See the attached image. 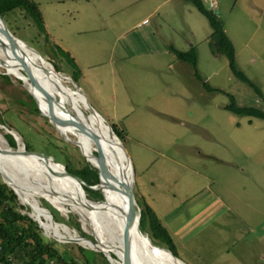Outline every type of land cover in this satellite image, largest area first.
<instances>
[{"label":"rangeland","instance_id":"1","mask_svg":"<svg viewBox=\"0 0 264 264\" xmlns=\"http://www.w3.org/2000/svg\"><path fill=\"white\" fill-rule=\"evenodd\" d=\"M34 1L44 29L18 7L4 12L8 28L29 53L38 55L33 50L37 51L59 71L57 76L69 91L83 95L81 90L107 124L123 130V139H119L132 164L136 211L139 213L138 204L143 201L153 207L172 236L178 258L186 264H264V118L225 107L229 93L239 105L264 111V0H202L218 14L233 44L238 68L262 94L232 72L226 53L215 46L207 17L190 1ZM57 46L67 50L74 62ZM174 48H193L195 67L178 58ZM195 71L218 89L207 90ZM0 72L16 77L1 66ZM20 80L7 84L0 78V112L8 124L0 122V146L7 148L3 141L7 143L5 134L11 132L19 148L26 142L34 150L45 151L48 145L64 155L77 154L75 148L59 143L63 138L75 140L87 157L77 130L69 124L54 125L39 100L42 116L19 108L15 98L21 94L19 87L27 86ZM64 104L72 113L74 105L69 100ZM84 109L86 113L92 110ZM52 140L57 146L50 144ZM97 156L102 158L100 153ZM0 162L12 177L11 187L18 184L32 206L31 213L16 193L30 216L49 218L42 206L43 200H49L60 215L67 218L71 212L84 232L96 234L104 244V249L98 248L109 256V237L84 222L75 210H62L66 206L46 195L47 189L67 201L60 189L38 186L31 190L12 175L17 174L12 166ZM58 223L59 239H67L66 233L73 238L81 234L63 221ZM142 229L145 235L151 233L148 219ZM155 240L159 242V238ZM60 242L79 254L80 264H121L113 251L110 263L87 243ZM77 245L84 247L82 254ZM152 261L178 264L170 259Z\"/></svg>","mask_w":264,"mask_h":264},{"label":"bare ground","instance_id":"2","mask_svg":"<svg viewBox=\"0 0 264 264\" xmlns=\"http://www.w3.org/2000/svg\"><path fill=\"white\" fill-rule=\"evenodd\" d=\"M19 42L21 43L20 39L16 41L14 46H11L7 37H5L0 31V66L4 67L7 72L13 74L17 78L22 79V81L27 84L26 88L34 95L38 106L40 101L45 107L47 115L55 122V125L59 126V124L64 123L73 126L79 135L78 142H85L97 148L98 152L102 155V158L99 160V169L97 165L93 163L92 156L83 146V144L81 145L86 150L87 158L98 170L100 177V188L103 189L104 185L106 191H110L117 197L119 202L118 207H116V205L111 200H103V203L108 205V210L105 209L103 203L100 202V200L92 201L91 205H87L90 204V201H87V204L84 203L82 200H86V192L80 181L75 180L73 177H66L60 174H54L51 171H47L52 169L49 164L58 165L60 168L62 167V164L59 162L49 160L53 159L51 157L42 158L35 154H25L24 152L19 153L20 155H11V152L5 151V148L2 146V148H0V160L12 166L14 172L21 174L23 178L17 176L15 173H12L15 178L18 177V180L31 190H34L36 187H38V185L43 187L42 182H45V186H56L63 192L60 193V196L67 198V201L58 198L56 194L52 192H49L50 194L48 193L46 195L50 196L55 201H58L62 205L71 208L73 211L75 210L84 222L96 224L104 228L111 237L110 239H107L108 241L112 242L111 245H109V249L111 251L108 256L112 263L114 257L112 256L111 252L114 250H119L122 253L123 247V238L121 232L123 218L119 216L118 212L121 215L126 213L127 198L125 191L126 186L131 187V181L133 178L132 164L128 153L121 145L120 139L116 136L110 125L103 120L99 113H96L92 110L90 113H86L84 108H89V105L86 102L85 96L81 94H73L71 91H69L59 80L57 76L59 71H56L49 61L44 59L42 55L33 50L30 46L28 47H30L31 50L40 56L29 53L23 46L20 45ZM47 68L49 71H47ZM50 68L52 70H50ZM59 100H61L62 104H57L60 103ZM66 100H69L74 105V110L72 113H69L64 107V102ZM5 146L8 148V145L5 144ZM21 148L22 145L20 149ZM22 156H25L26 158L21 160L20 157ZM32 158L38 162H35ZM43 167L45 169H43ZM0 173L3 175L5 181L10 185L9 182L12 180V177L1 162ZM119 181L121 183L120 187L118 185ZM17 185V188L14 186L12 188L18 194L20 200L24 203H27L28 200H24L25 194L20 188H18ZM81 195L84 196L81 197ZM100 206L102 209L100 211H96V208ZM30 207L32 208L31 205ZM44 211L46 212V215L49 216L50 222L53 225L60 224L53 218H50L46 208H44ZM114 213H116V216ZM37 219L39 222H41L42 218L39 217ZM40 224L41 226L49 225L43 224L42 222ZM134 232L135 235L130 256V264H154L152 258H157L160 260L170 259L177 262L178 264H183L180 260L174 259L169 252L161 251V249L157 251L154 247L150 246L145 238L143 240L140 237V234L137 232V230H134ZM93 235L96 238L95 241H97V244L95 241L91 240L90 241L92 243L84 242L78 234L74 238L78 239V242L83 241V243H87L89 246L103 248L104 244L100 241L98 236L96 234ZM157 264L159 263L157 262Z\"/></svg>","mask_w":264,"mask_h":264},{"label":"trees","instance_id":"3","mask_svg":"<svg viewBox=\"0 0 264 264\" xmlns=\"http://www.w3.org/2000/svg\"><path fill=\"white\" fill-rule=\"evenodd\" d=\"M187 1L192 2L199 9V11L207 17L210 25L212 26V32L210 33V35L215 41V46H217L218 49L226 53L228 58V64L232 72L237 77L246 81L250 86H252L258 92V94H262L261 91L256 86V84H254L244 74V72L240 68H238L236 64L233 44L231 43V40L226 34L222 26L221 20L219 19L216 11L213 8L207 7L202 0H187ZM14 7H18L20 10L30 14V17L35 22V24H37L38 28L44 29V20L40 13L37 2H35L34 0H0V14L4 15V12L6 10L8 11ZM57 47L63 53V55L68 58V60L74 62L73 57L69 54L67 50H64L60 46ZM173 51L178 58L190 62L195 67L197 55L193 48L188 50H180L174 48ZM55 68L59 69L57 65H55ZM195 75L198 79L202 81L203 86L207 90L218 89L206 83V81L203 80V78L200 76V74L197 71H195ZM0 78H2L3 81L7 84H13V83L19 84L21 82L20 78L12 77L11 75L5 72H0ZM19 92L21 94H18L17 97L15 98V102L18 103L19 108L24 109L27 112L29 111L32 114H40V109L38 108L36 100L33 97V95L30 93V91L25 87H19ZM228 95L230 97V101L225 105L226 108L236 113H244L249 115L252 114L264 118L263 110H259L257 109V107L251 105L249 106L239 105L235 101V97L233 94L228 93ZM9 110L13 111L12 109ZM40 115L42 116V114ZM0 122H2L3 124H7L5 119L1 117V112H0ZM110 125L112 126L115 134L122 141L124 135L123 130L119 129L114 123ZM5 137L7 143L5 140L4 143L6 145L17 146L15 137L11 132H7L5 134ZM58 141L59 143H63L65 146L68 145L69 148L71 147L75 148L77 150V154L72 153L67 155V153H65L64 155L63 151L50 150L48 145L45 151L44 150L42 151L49 152L57 156L58 158L63 160L67 166L74 167L77 171L82 173L88 179L97 181L98 186L100 187V177L98 178L99 173H97L98 172L97 168H94L90 164V162L85 158V156L81 153L79 146L76 145L73 141L65 140L63 138H59ZM24 143L26 147L30 148L31 144L26 142ZM56 143H58L56 140H52L50 142V144H52L54 147L57 146ZM80 143H82L85 146L86 150L92 156L93 163L96 164L99 169L100 158L97 156V153H99L97 148L85 142H80ZM49 166L53 170L61 169L60 167H58V165L54 166L49 164ZM42 183L45 184L44 182ZM82 185L85 190L86 186L83 183ZM43 188L46 189V186L43 185ZM104 189L105 186L103 185V190ZM106 192L107 191L104 192L105 195ZM90 195L91 197L94 196L93 194ZM103 200L109 201L110 198L108 196L105 197L103 196ZM138 205H140L139 226L142 232H144V230L142 229V224L144 223L145 220L148 219V224L150 227L149 232H151L147 234L149 239L155 245L170 249L178 257L177 253L175 252L172 236L160 221V218L158 217L153 207L147 201H143L141 204ZM42 206L43 209L46 207L50 210V212L53 214L55 221L56 220L63 221L68 225L74 227L82 235L92 237L90 233L84 232L80 228V224L77 218H75V216L71 212H69L68 217L65 218L63 215H60L57 208L54 207L48 201L43 200ZM96 209L99 210V208ZM62 210H69V209L67 207H63ZM41 218L43 220H46V222H50V219L48 217L47 218L44 217V215L41 216ZM90 225H94L95 227H97L98 231L103 236H107L111 238L109 233L104 228L96 224H90ZM42 227H44L45 230L47 231L50 230L51 231L50 234H53L55 236L59 230V228H57L56 225H49ZM68 237L69 234L66 233L64 235V238H68ZM155 238H159V242H156ZM82 240L84 242L92 243L89 239L86 238H82ZM95 243L97 244V241H95ZM77 247L80 250V254H82L84 247H82L81 245H77ZM113 255L115 256L116 259L121 260L122 253L119 250H114ZM85 258L88 261V257L85 256ZM79 260H80L79 254L78 255L74 254L67 246H65V243H61L60 241L51 238L43 233L37 221L32 216L29 215L28 206L20 203L19 198L16 192L14 191V189L8 183H6L3 180V178L0 176V264H80L78 262Z\"/></svg>","mask_w":264,"mask_h":264},{"label":"water","instance_id":"4","mask_svg":"<svg viewBox=\"0 0 264 264\" xmlns=\"http://www.w3.org/2000/svg\"><path fill=\"white\" fill-rule=\"evenodd\" d=\"M0 20H1L0 31L2 32V34L5 37H7V39L9 40V42L11 44V46H14L16 44V41L19 40V38L16 37L10 31V29L8 28L7 22H6V20H5V18L3 17L2 14H0ZM56 71H58V70H56ZM77 88L80 90V88L78 87V85H77ZM80 92L85 96V94L81 90H80ZM33 97H34V95H33ZM86 101H87V99H86ZM36 103H37V101H36ZM87 103H88V101H87ZM88 105L92 109V111L96 112L95 110H93V108L90 106L89 103H88ZM38 108H39V106H38ZM96 113H98V112H96ZM56 120H58V119H56ZM111 129H112V126H111ZM73 141H75V140H73ZM121 145L124 147V145H123L122 142H121ZM0 148H2V147L0 146ZM80 149H81V147H80ZM5 150L7 152H11L12 151L11 153H22V152H24L25 154H29V153L30 154H35V155H37L39 157H42V158L43 157L44 158H49V157L54 158L55 160H57V162H59L60 164H62L61 169L60 170H58V169L57 170L49 169L47 171H51L54 174H60V175L68 176V177H73V178H75V180L80 181L81 183H83L86 186L85 187V190H86V193L87 194H86V200H82V201H84V203H86V204H87V201H90L89 202L90 204H87V205H91L92 204L91 203L92 201H97V200H100V202L103 203V196H104V192L106 190L105 189L104 190L101 189L98 186V182L97 181H93L92 179H88L82 173H80L79 171H77L74 167L67 166L66 163L63 160H61L60 158H58L57 156H55V155H53L51 153H48V152L41 151V150L30 149V148L26 147V145L24 143H22V148L21 149L18 146H11V145H9L8 148H5ZM82 154L85 155L83 152H82ZM1 176H2V174H1ZM2 178H3V176H2ZM98 178H99V174H98ZM3 180L5 181L4 178H3ZM90 194H93L94 196L91 197ZM125 194H126V198H127V210H126V213L123 214V215H121L118 212L119 216H121L123 218V223L121 225V232H122V238H123L121 264H130V256H131V251H132V247H133V243H134V235H135L134 230L135 231L137 230V232L140 234V237L143 240H144V237L147 238V241L149 242V244H150L151 247H157L158 245H155L149 239V237L147 235H144V232H142V230L140 229V226H139L140 213H138L136 211V208H135V198H134V194L132 192L131 187L126 186ZM83 196L84 195H81V197H83ZM105 196H108L110 198V200L116 205V207H118V203H119L118 202V199H117V197L113 193H111L110 191H107ZM103 205H104L105 209L108 210V205H106L105 203H103ZM30 209H31V213H32V208L30 207ZM46 210L48 211V214L54 219L53 214L50 212V210L48 208H46ZM110 213H112V212H110ZM114 215L116 216V213H114ZM78 216H79V214H78ZM35 219L37 220L38 224L41 225L40 222H39V220L37 218H35ZM50 235H52L53 237H55L59 241H78V239L73 238V237H68L67 239H64L63 240V239L57 238L53 234H50ZM91 235H92V237H88V236L79 234V236H81L82 238H86V239H89L91 241H95V239H96L95 236L93 234H91ZM158 247L164 248L165 250H167L171 254V256L174 259L180 260L183 264H186L184 261H182L181 259H179L170 249H168L166 247H162V246H158ZM94 248L97 249V250H99V251H101L106 256L107 260L111 263V261L109 260L108 256L100 248H98V247H94Z\"/></svg>","mask_w":264,"mask_h":264}]
</instances>
